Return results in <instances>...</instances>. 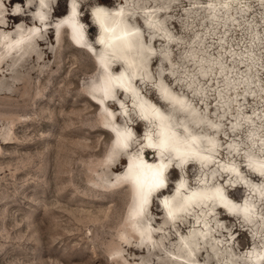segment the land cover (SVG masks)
Returning <instances> with one entry per match:
<instances>
[{
	"label": "rangeland",
	"instance_id": "374dc122",
	"mask_svg": "<svg viewBox=\"0 0 264 264\" xmlns=\"http://www.w3.org/2000/svg\"><path fill=\"white\" fill-rule=\"evenodd\" d=\"M46 1L50 3L46 13L52 26L66 13L67 0ZM75 3L89 41L96 35L88 15L93 6H121L125 25L140 36L141 47L150 56L145 67L148 78L136 77V91L170 115L179 135H184L181 124L189 126L200 144L196 150L205 155L206 163L214 165L202 177L193 165L183 168L187 188L214 179L208 184L219 186L235 201H240L244 193L235 188L238 182L258 192L264 188V180H257L247 170L244 156L247 152L264 168V0ZM221 3L232 12L231 18L211 20L207 8L218 11ZM35 9L32 1L0 0V38L32 26ZM13 10L21 16L13 17ZM149 10L155 12L151 15ZM147 16H151L148 22ZM152 20L158 25L161 22L166 40L159 36L161 32L150 29ZM91 51L93 56L99 53L93 45ZM163 51L167 52L166 60ZM94 60L99 64L95 57L70 45L66 31L61 33L58 46L48 31L26 61L14 60L0 70V264H176L172 253L182 254L173 233H167L164 240L158 236L162 215L156 200L144 211L153 235L146 241L165 251L138 248L130 235L144 227L126 225L128 189L107 187L113 174L123 170L125 161L118 145L109 150L111 135L101 127L118 129L126 125L130 139L137 142V147L132 146L135 153L145 126L120 93L116 99L124 100L128 124L113 104H107L104 111L98 109L94 101L100 102V73ZM111 69L120 71L116 66ZM106 77L110 83L115 79ZM158 82L171 94L184 98L186 110L201 117L199 126L192 127L195 119L161 102L157 96L160 92H156ZM106 110L115 119L109 124ZM209 140L217 144L214 152L205 147ZM150 155L153 153H145L152 160ZM224 166L235 173L237 180H225ZM176 177L175 171L168 174L169 189ZM262 193L254 200L250 195L251 206L246 205L248 210L259 211L260 218H264ZM217 218H200V228L197 224L190 231L179 230L183 241L192 239V255L199 263L217 264L207 252V248H214L217 257L224 258L219 264H248L252 259L248 249L260 250L264 245V233L261 237L253 232L260 225L244 231L237 220L220 211ZM205 232L209 236L202 242L196 235ZM121 239L128 244L121 245Z\"/></svg>",
	"mask_w": 264,
	"mask_h": 264
},
{
	"label": "bare ground",
	"instance_id": "6f19581e",
	"mask_svg": "<svg viewBox=\"0 0 264 264\" xmlns=\"http://www.w3.org/2000/svg\"><path fill=\"white\" fill-rule=\"evenodd\" d=\"M28 1H32L36 4V9L31 16L34 23L28 29L18 30L17 32L15 31L13 36H8L3 40L0 38V70L4 69V66L8 63L14 62V60L16 63H21L24 60L26 61V59L35 52L36 43L43 40V36L47 34L48 31L52 32V42L57 46L60 42L61 33L66 31L68 42L74 49L84 51L89 56L95 57L99 60V64L96 60L93 61L95 68H97L100 73L98 74L100 79L97 82L98 89L99 84L101 87V96L99 95L98 97L100 102L97 103L94 101L98 109L104 111L107 104H113L116 107V110L120 112V118L128 124V115L126 116L124 111L125 108L123 109L124 100L116 99L117 94L120 93L124 96L125 100L130 102L131 106L128 105V107L134 109L137 119H139L145 126L143 139L140 141L138 145L139 149L135 153H133L132 146L135 147L137 142H135L136 139H130V136L127 139L126 148L118 146V149L123 154L125 166L120 173L113 174V178L110 179L111 184H108L107 186L111 190L120 188L128 189L130 201L126 207L124 215L126 216L125 220L128 221L126 225L128 226V224H130L132 225V228H134V226L144 227L143 230L137 232H134V229L130 228L131 231H129L132 233L134 232L131 235L128 232L131 239L140 246L138 248H147L150 251L161 250V248L157 249L152 246L149 241H146L147 238H151L153 235L145 222L144 211L145 209H148L155 200L162 215L158 236L164 240L167 238V233L170 235L173 233L174 240H177V243L180 245L182 254L178 255L171 252L172 255H175L177 258V260L174 261L176 264H203L199 263L196 256L192 255V239H189V242L183 241L184 237L179 233V230L184 228L190 231L198 225L200 228V224H198L200 218L204 221L209 219L218 220L217 211L222 212L225 217L237 220L239 225L242 226L240 230L245 231L248 230L245 229L246 227L260 225V227L253 230V232L262 237L264 233V218H260L261 213L259 211L258 214V212H255L252 209L248 210L246 205L251 206L252 202H248V197L250 195L253 200L260 198L264 188L260 189L258 192L251 189L245 183L243 185V182H238L235 188L242 189L244 193L240 198V201H235L227 197L225 192H222V189L219 186L214 184L209 185L208 183L211 180L209 178L207 179V184L198 185L193 189L186 187L183 168L193 165L196 169L200 170L199 172H201L202 177L204 176L203 172L205 173L207 168L210 166L213 167L214 165L206 163V161H204L205 155L196 150L200 147V144L197 139H195L196 137L194 134L190 132L189 126L185 123L181 124L183 128L181 132L184 135H179L170 115L165 114L157 104L149 101L147 97L140 96L139 92L136 91L134 87V80L136 77L142 76L143 79L148 78L145 67L146 59H148L147 56L150 55H148L141 47L140 36L136 35L135 29L125 25L126 18L123 15V17L120 16L121 12H123L122 7L105 9L101 6H93L91 10L89 9V22L96 30V35L93 40H90V42L86 33V28L80 20L79 6L75 3V0H67L66 13L62 17H59L57 21H54V25L52 26H50L51 23L49 22V17L46 13L47 9L50 8V3L46 0ZM226 7L225 3L220 4V8H222L218 10L220 14H217V10L207 8L209 11L208 17H210L211 20L216 17H227L230 19L232 15L229 13L232 12ZM13 11V17L18 18L21 16L19 13H16V10ZM149 11H151V13L149 12L151 15L155 12L154 10ZM98 14L101 16L103 23L98 19ZM150 18L151 16H147L145 18L146 22H148ZM160 23L161 22H159L158 25L157 22L152 20L149 25L151 26L150 29L156 34L161 32L159 33V36L166 40L167 33L164 34L166 31L162 28ZM18 24L20 23H16L15 26ZM0 27L3 26L0 25ZM92 45L99 49V53L94 54V56V51H91ZM162 54V58L165 55L163 60H166L167 52L163 51ZM16 63L14 65H16ZM18 66L20 67V65ZM113 66L120 67V71L116 70V72H113L111 69ZM107 75L115 78L112 83H110L111 81L109 80V77H106ZM104 78L106 81H104ZM158 84L160 85L159 87ZM93 86L94 85H91L90 87L92 88ZM106 87L110 89L108 95H105L104 89ZM156 87V92H160L157 96L165 106L186 114V116L192 120L195 119L196 122H192V127L200 125L201 117L198 116V118H196L194 115L192 116L193 113L191 111L186 110L187 106H183L185 102L184 98L171 94L167 89L162 87L159 82L156 83ZM90 93H93V91L91 90ZM226 111L227 110H225V113ZM109 113L110 112L107 111V114L105 115L108 124L115 120ZM101 128L111 135L112 143L109 150L112 147H115V145H118V141L120 140L119 133H129L130 130L126 125L121 126V128L117 127L118 129H113L111 127ZM162 133L168 139V149L163 150L159 147H148L149 138H151L153 144H157L161 139ZM213 141L214 140H209L211 144H209L208 141L205 144V147L209 152H214L217 146ZM146 152L153 153L152 160L147 159L145 156ZM244 156L247 170L257 177V180H264V168L261 167L259 162L247 152H245ZM140 160H143L145 165H152L153 167L163 165L162 172L164 185L162 187H155L150 191L148 190L146 187L148 182L144 179V173L148 172V170L136 167V164ZM224 169L225 180L231 182L234 179L237 180L235 173L233 174L228 167L224 166ZM172 171L177 173V177L175 181H172L169 189L167 176ZM168 190H170V193L166 194ZM175 196H178L179 199H174ZM196 211L201 214H196ZM130 216L133 217L130 218ZM184 219H186V221ZM187 223L190 224L189 227H187ZM205 227L206 223L204 224V228ZM201 230L204 231L203 228H201ZM249 233L251 239L255 240L252 232ZM208 236L209 235L206 232L203 233V235H196V237L202 242V239L206 240ZM128 242L129 241H123L122 239L120 240L121 245L128 244ZM170 248L172 249V247ZM162 249L163 250L161 251H165L164 247H162ZM207 252L210 255L212 253L217 264L224 259L217 257L218 253L214 248L213 250L207 248ZM247 255L252 256V259L251 261H248V264H264V245L260 250L252 249L249 251L248 249ZM234 264L239 263L235 262Z\"/></svg>",
	"mask_w": 264,
	"mask_h": 264
},
{
	"label": "snow or ice",
	"instance_id": "6c2138e0",
	"mask_svg": "<svg viewBox=\"0 0 264 264\" xmlns=\"http://www.w3.org/2000/svg\"><path fill=\"white\" fill-rule=\"evenodd\" d=\"M98 19L100 20L101 23H103V20L99 14H98ZM104 91H105V95H108L110 92V89L106 87ZM118 135L120 136V140L118 141V146L126 148L127 139L130 136V133H119ZM168 144L169 142H168L167 137L164 136V134L162 133L161 139L157 144H153L151 141V138H149L148 147H159L163 150H167ZM136 167L141 168V169H147L148 173L151 174L152 179L150 182L146 184V187L148 188L149 191L155 187H162L164 185L163 172H162L163 165H160L158 167H153L152 165H145L143 163V160H140L136 164Z\"/></svg>",
	"mask_w": 264,
	"mask_h": 264
},
{
	"label": "clouds",
	"instance_id": "9594fccd",
	"mask_svg": "<svg viewBox=\"0 0 264 264\" xmlns=\"http://www.w3.org/2000/svg\"><path fill=\"white\" fill-rule=\"evenodd\" d=\"M17 11H19V8H17ZM144 179L147 181V182H150L152 177H151V174L146 172L144 173Z\"/></svg>",
	"mask_w": 264,
	"mask_h": 264
},
{
	"label": "water",
	"instance_id": "95a60500",
	"mask_svg": "<svg viewBox=\"0 0 264 264\" xmlns=\"http://www.w3.org/2000/svg\"><path fill=\"white\" fill-rule=\"evenodd\" d=\"M149 56H147V58H148ZM152 157V155H150V158ZM244 192V191H243ZM263 194V193H262Z\"/></svg>",
	"mask_w": 264,
	"mask_h": 264
}]
</instances>
